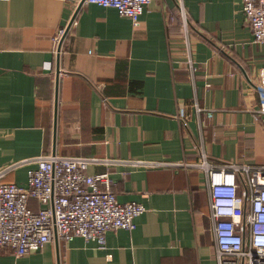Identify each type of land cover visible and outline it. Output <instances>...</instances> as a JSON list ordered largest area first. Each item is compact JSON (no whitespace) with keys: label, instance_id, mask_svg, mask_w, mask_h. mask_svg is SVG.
<instances>
[{"label":"crops","instance_id":"crops-1","mask_svg":"<svg viewBox=\"0 0 264 264\" xmlns=\"http://www.w3.org/2000/svg\"><path fill=\"white\" fill-rule=\"evenodd\" d=\"M80 1L0 0V167L55 151L124 160L88 172L109 171L118 199L146 211L134 230H109L105 247L54 238L20 257L0 248V264L215 263L205 173L126 161L191 163L205 151L216 162L264 164V42L243 0H183L190 47L178 0H152L138 27L114 7L84 2L59 52L53 37ZM27 169L7 180L26 184Z\"/></svg>","mask_w":264,"mask_h":264},{"label":"built area","instance_id":"built-area-1","mask_svg":"<svg viewBox=\"0 0 264 264\" xmlns=\"http://www.w3.org/2000/svg\"><path fill=\"white\" fill-rule=\"evenodd\" d=\"M85 2L114 7L138 27L152 0ZM178 7L189 45L191 28L183 0H178ZM243 8L254 40L263 43L264 0H243ZM65 31L66 27H62L56 32L55 44L61 41ZM186 62L192 71L197 70L191 53ZM259 77L262 100L258 111L264 117V68ZM197 110L202 108L197 106ZM207 114L212 116V110ZM119 161L122 160L46 153L0 167V248H9L20 257L41 250L56 235L68 242L81 236L105 247L109 230H134L136 218L146 211L145 205L138 201L121 202L109 171L88 172L92 164ZM126 162L134 166H187L202 170L211 194V219L216 233L213 264H264V164L216 162L205 151L201 152L199 161L191 163L185 160ZM22 166L28 167L26 184L7 180L10 173Z\"/></svg>","mask_w":264,"mask_h":264},{"label":"water","instance_id":"water-1","mask_svg":"<svg viewBox=\"0 0 264 264\" xmlns=\"http://www.w3.org/2000/svg\"><path fill=\"white\" fill-rule=\"evenodd\" d=\"M84 2H85V0H81V1H80L79 5H78V7H77V9H76V12H75L74 16L72 17L71 21L69 22V25L66 27L65 34L63 35V37H62V39H61V41H60V43H59V47H58L59 52L61 51L62 43L64 42L63 40H64V38L66 37V35L68 34V32H69L71 26L73 25V22L75 21V18H76V16H77V14H78L80 8L83 6V3H84ZM58 60H60V56H58ZM60 73H61V70H60V63H59V64H58V69H57V97H56V112H57V106H58V86H59L58 81H59V76H61ZM56 126H57V113L55 114V129H56ZM53 153H56V151L53 152ZM55 238H56V240H58L57 235L55 236Z\"/></svg>","mask_w":264,"mask_h":264}]
</instances>
